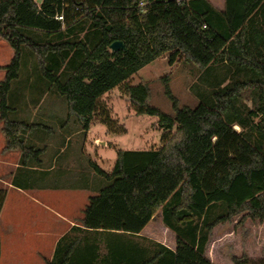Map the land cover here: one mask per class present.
I'll return each instance as SVG.
<instances>
[{"label":"trees","instance_id":"1","mask_svg":"<svg viewBox=\"0 0 264 264\" xmlns=\"http://www.w3.org/2000/svg\"><path fill=\"white\" fill-rule=\"evenodd\" d=\"M263 12L264 0H225L223 12L207 0H0V41L13 52L0 67L3 151H18L21 169L44 152L24 139L44 126L9 118L23 49L83 131L94 120L121 131L100 102L116 88L135 115L155 117L163 131L158 147L117 150L109 173L90 164L106 185L89 186L96 194L80 225L45 264H219L207 255L216 227L237 217L236 227L264 221ZM114 42L124 51L111 52ZM163 56L169 67L198 69L197 107H180L168 76L161 82L173 116L149 105L146 84H127ZM4 200L0 189V211ZM150 227L171 234L172 246L143 236ZM230 261L253 264L246 255Z\"/></svg>","mask_w":264,"mask_h":264},{"label":"rangeland","instance_id":"2","mask_svg":"<svg viewBox=\"0 0 264 264\" xmlns=\"http://www.w3.org/2000/svg\"><path fill=\"white\" fill-rule=\"evenodd\" d=\"M36 1L39 2V0ZM22 53L19 78L13 83L8 99L9 118L44 126V128L26 132L24 134L25 143L27 146L38 149L48 146L46 153L41 156L44 161L55 155L59 156L58 164L51 172L41 171L43 167H37V171L34 172L30 169L33 160L29 159L27 167L14 175V179L22 183L25 190L32 189L30 184L33 181L39 182L41 186L56 185L60 187L56 189L59 191L72 190L68 189L71 188L69 186L79 183L83 185L89 183L91 188L99 183L105 186L106 183L95 175L91 163L109 173L113 167L117 150L140 151L160 145L163 131L158 127L157 119L135 115L129 106L123 88L113 89L100 98V102L109 111L110 118L120 126L121 131L111 132L105 124L96 120L90 125L88 131H83L75 117H67L65 98L51 92L47 82L39 77L38 71L32 69L33 59L28 50L23 49ZM12 56L13 52L9 45L0 41V65H7ZM197 72L198 69L195 66L184 62L169 67L163 56L131 76L127 84L129 86L146 84L150 91L149 105L165 115L173 116L171 103L163 94L161 79L165 76L169 77L170 90L178 100L180 107L186 106L193 109L199 104L198 99L192 93ZM41 85L47 90L36 91ZM33 138H37L35 143H32ZM3 190L8 200L20 196L13 190ZM30 192L28 191L27 194H31ZM51 192H54V189ZM93 195L89 193V196ZM21 216L20 225L24 224L26 229L32 219H30V214L21 212ZM156 220L155 222L158 223V218ZM238 220L239 217L234 218L230 223L218 226L212 231L207 250L211 261L219 264H232L230 259L233 256L246 255L250 257L253 264H259V260L264 257V221H246L242 227H236ZM35 229L39 232L45 231L41 227ZM170 235L168 232L157 231L152 227L143 234L166 246L171 244L170 238H167ZM18 238V251L13 255L14 261H22L24 264H45L53 236L32 237L27 235L23 239L24 243L22 237ZM31 240L41 241L40 245L36 246L40 248L38 254L30 252L29 249L33 246Z\"/></svg>","mask_w":264,"mask_h":264},{"label":"crops","instance_id":"3","mask_svg":"<svg viewBox=\"0 0 264 264\" xmlns=\"http://www.w3.org/2000/svg\"><path fill=\"white\" fill-rule=\"evenodd\" d=\"M207 1L217 12H223L225 0ZM3 77L4 71L0 70V78L3 79ZM1 128L2 123L0 122V132ZM36 141L37 138L32 139V143ZM3 147L4 138L0 133V189L13 190L20 196L10 200L6 197L0 211V264H24L22 261H14L13 255L18 251V237H22L23 242L27 235L32 237L53 236L47 260L49 261L53 256L58 240L67 234L71 228L80 225L82 212L88 203L89 197H91L89 193L95 195L96 192L90 190L88 184L83 185L81 183L69 186L71 188L68 189L72 190L60 191L56 190L60 188L56 185L47 184L41 186L39 182L35 181L30 184V188H32L30 190H25L20 184L15 186L12 183L13 177L18 171L22 170L20 167V153L18 151L5 152ZM42 148H44V152L41 156L46 153L48 146H43ZM41 156L39 163L33 162L30 169L36 172L37 167H43L44 169H41V171L51 172L53 167L58 164L59 156L55 155L47 161L42 160ZM53 189L54 192H51ZM28 191H31V194H27ZM21 212L22 214H30L32 221L27 224L29 231L28 228L25 229L24 224L20 225ZM37 227H41L45 231L39 232L35 229ZM31 243L33 246L29 249L30 252L38 254L40 248L36 246L40 245L41 241L31 240ZM171 246L170 244L168 247L170 248Z\"/></svg>","mask_w":264,"mask_h":264},{"label":"water","instance_id":"4","mask_svg":"<svg viewBox=\"0 0 264 264\" xmlns=\"http://www.w3.org/2000/svg\"><path fill=\"white\" fill-rule=\"evenodd\" d=\"M109 50L111 52L124 51V46L121 42H114L110 45Z\"/></svg>","mask_w":264,"mask_h":264},{"label":"built area","instance_id":"5","mask_svg":"<svg viewBox=\"0 0 264 264\" xmlns=\"http://www.w3.org/2000/svg\"><path fill=\"white\" fill-rule=\"evenodd\" d=\"M56 19H57L58 21H61V20H62V18H61V17H57Z\"/></svg>","mask_w":264,"mask_h":264}]
</instances>
